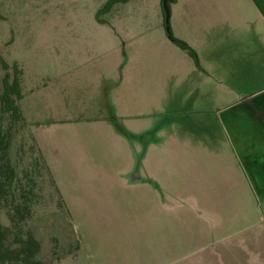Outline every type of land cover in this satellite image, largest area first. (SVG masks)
Masks as SVG:
<instances>
[{
  "label": "rangeland",
  "instance_id": "1",
  "mask_svg": "<svg viewBox=\"0 0 264 264\" xmlns=\"http://www.w3.org/2000/svg\"><path fill=\"white\" fill-rule=\"evenodd\" d=\"M105 2L0 0V92L16 65L23 93L8 154L17 190L0 206L6 241L14 247L31 231L42 264H236L227 252L235 239L162 261L182 252L174 242L212 241L201 229L215 214L233 218L220 231L232 229L257 220L264 204L240 188L234 141L223 136L212 89L188 74L190 53L166 36L161 0L116 2L100 14ZM173 2L169 26L188 40L185 4ZM7 117L0 113L2 132ZM120 125L151 141L145 148ZM125 171L140 182L116 181ZM22 190L29 209L19 214ZM158 197L161 215L147 216Z\"/></svg>",
  "mask_w": 264,
  "mask_h": 264
},
{
  "label": "crops",
  "instance_id": "2",
  "mask_svg": "<svg viewBox=\"0 0 264 264\" xmlns=\"http://www.w3.org/2000/svg\"><path fill=\"white\" fill-rule=\"evenodd\" d=\"M184 2L175 0L173 3L175 9L185 4L180 20L189 23L187 35L190 34V39L178 38L174 32L173 35L184 41L197 57L195 61L191 56L192 65L188 74H192L199 86L204 84L206 89H212L210 97L214 108L217 107L216 118L220 116L223 136L227 137L228 142L229 138L233 139L235 144L233 147L238 163L236 159L235 162L239 165V177L242 178L239 186L242 189L248 186L251 198L260 197L264 204V0ZM169 9L171 12V7ZM121 74L122 71L118 72V82L122 81ZM88 120L103 122L104 119L93 117ZM124 173V178L116 177V181L127 180L130 185L140 182L133 183V177L126 176V171ZM147 180L150 184L144 185L152 187L154 180L150 177ZM142 181L146 183L145 178ZM157 186L161 190L160 185ZM156 204L158 209L148 210L147 216L161 215V197L157 198ZM214 217L208 226L201 229L213 236L212 241L189 247L174 242L171 248L182 252L176 251L162 261L174 259L173 262L179 263L200 254L204 247L235 239L236 247L227 252H231V258H236V264H264V208L257 220L232 229L225 226L222 231L219 225L223 224V220L233 218L219 214ZM194 232L198 233L197 229ZM162 249L170 250L166 246ZM226 264H231L230 258Z\"/></svg>",
  "mask_w": 264,
  "mask_h": 264
},
{
  "label": "trees",
  "instance_id": "3",
  "mask_svg": "<svg viewBox=\"0 0 264 264\" xmlns=\"http://www.w3.org/2000/svg\"><path fill=\"white\" fill-rule=\"evenodd\" d=\"M127 0H106L102 8H100V14L103 12H108L112 6L116 2H126ZM162 1V0H161ZM175 0H167L168 8L170 7V3ZM162 5V3H161ZM162 7V6H161ZM163 12V25L165 28L166 35L172 40L173 43L181 47L182 49H187L186 51L193 56L194 60L197 61V57L192 49H190L187 44L174 37L171 28L166 29L165 24V12L162 7ZM5 62V61H4ZM6 64V63H4ZM7 66V65H6ZM12 75L8 73L2 77V91L0 92V113L1 115H8L10 123L7 126L5 131H1L0 129V206L7 204L8 202H14V190H17V186L14 184V179L16 178V169L15 165L12 163L11 158L9 157V146L10 141L12 140V123L19 116V106L17 101L23 97L22 89H21V69H18L16 65H13ZM112 112V108L110 107L109 113ZM50 122V121H47ZM49 124V123H47ZM118 130L121 133L127 134V137L134 138L135 136L131 134L128 130H125L121 125L118 127ZM133 135V136H132ZM152 188L155 186V183H152ZM23 191V205H19L18 213L20 210L29 209L27 203H29L25 196V193H28L26 190ZM29 194V193H28ZM6 229H4L0 225V264H4L6 262H22L24 264H39V262L35 259V252L38 248L36 241L34 240L31 232L26 230L24 235L20 239V245L18 247H10L6 241Z\"/></svg>",
  "mask_w": 264,
  "mask_h": 264
},
{
  "label": "water",
  "instance_id": "4",
  "mask_svg": "<svg viewBox=\"0 0 264 264\" xmlns=\"http://www.w3.org/2000/svg\"><path fill=\"white\" fill-rule=\"evenodd\" d=\"M162 7L164 9V12H165V24H166V29L168 30L169 29V16H170V13H169V8H168V5H167V0H162ZM134 138H137L139 139V141L143 144V146L146 148V140H145V137L143 135H140L138 137H134ZM151 141V140H150ZM138 171V166L135 167V172Z\"/></svg>",
  "mask_w": 264,
  "mask_h": 264
},
{
  "label": "flooded vegetation",
  "instance_id": "5",
  "mask_svg": "<svg viewBox=\"0 0 264 264\" xmlns=\"http://www.w3.org/2000/svg\"><path fill=\"white\" fill-rule=\"evenodd\" d=\"M100 20V19H99ZM18 68V67H17ZM19 69V68H18ZM152 138V137H151ZM145 140H146V142H148V141H150V138H149V136H146L145 137ZM152 140H153V138H152ZM1 206H3V205H1ZM1 225V224H0ZM2 226V225H1ZM4 229H7L5 226H2ZM31 232V231H30ZM31 234H32V236H33V238H34V240L36 241V243H37V246H38V248H37V250H36V254H35V259H36V255H37V253L39 252V250H40V243H39V241L37 240V238L34 236V234L31 232ZM10 245V244H9ZM20 245V242H18V243H16L15 244V246L14 247H18ZM10 247H12L13 248V246L11 245ZM37 260V259H36ZM38 261V260H37ZM39 262V264H42V263H40V261H38ZM6 263H8V262H6ZM19 263H22V262H20L19 261ZM5 264V263H4ZM22 264H24V263H22Z\"/></svg>",
  "mask_w": 264,
  "mask_h": 264
}]
</instances>
